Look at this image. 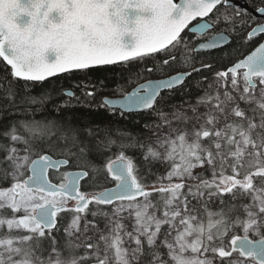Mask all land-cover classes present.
Wrapping results in <instances>:
<instances>
[{
  "label": "snow or ice",
  "instance_id": "snow-or-ice-1",
  "mask_svg": "<svg viewBox=\"0 0 264 264\" xmlns=\"http://www.w3.org/2000/svg\"><path fill=\"white\" fill-rule=\"evenodd\" d=\"M218 6L230 0H0V61L11 77L0 81V264H264V43L201 77L195 102L170 113L157 108L161 91L187 88L213 64L189 55L190 71L95 105L118 106L122 117L156 112L159 122L144 125L151 137L113 138L110 127L78 120L72 100L94 107L92 91L85 102L63 90L56 115L29 107L38 103L31 85L59 74L171 68L174 50L188 48L185 29L216 30L189 50L197 54L225 47L223 30L245 44L264 34V24L244 31L243 12L216 15ZM255 10L264 16V6ZM82 181L98 190L82 191Z\"/></svg>",
  "mask_w": 264,
  "mask_h": 264
},
{
  "label": "trees",
  "instance_id": "trees-1",
  "mask_svg": "<svg viewBox=\"0 0 264 264\" xmlns=\"http://www.w3.org/2000/svg\"><path fill=\"white\" fill-rule=\"evenodd\" d=\"M253 7L264 6L261 5V0H247ZM219 12L216 15L221 13H226L229 15H234L235 12H243L244 20L247 21V25L244 29L245 32L250 31L251 28L260 23V20L254 19L249 13L243 11L236 7H225L219 6ZM213 29L210 33L205 36H198L195 34L189 33L186 30L182 37L189 41L188 48L186 49L183 45L177 47L174 50V54L177 56V59L172 62V67H165L162 70L154 71L148 73L144 71L143 67H140L139 64L134 65V67L140 68L142 73L141 77L137 78L135 74H130L121 64L112 65V66H101L92 70H89L87 74L82 72H75L71 75L61 74L55 77H52L45 82L35 83L31 85V90L28 95L34 96L37 98L38 103L36 105H30V108H40L41 103L43 104V109L46 110L47 115L52 116L56 115L51 111L53 105L60 104L65 101L67 98L61 94L63 90L71 89L73 90L81 101H88V98L84 96L85 91H92L94 93L95 99L91 101L94 107H88L86 104L77 103L75 99L72 100L71 111L75 114L78 120L88 123L91 121L93 124H99L101 127H110L113 131V138H116V132H122L125 135L139 138L151 137L150 131L148 128H145V124L149 126L159 122V117L156 112L142 111L134 113H125L122 117L112 108H96L95 105H98L100 101L103 100L105 96H124L135 88L140 83H143L148 80L158 79L167 77L181 71H190L191 64H186L185 57L191 55L195 57L197 61L203 59V62L206 64H213L211 70L205 69L200 73H193L191 77L185 82V87H178L172 90H167L160 95V98L157 100V108L162 109L164 112H169L174 109L175 106H181L185 101L195 102V98L200 95V92L195 84L201 77H208L211 79L215 71L223 69L226 65L230 66L231 62H234L237 59H241L249 54L262 40L263 36L254 37L252 41L248 43H243L240 37L232 33L229 30H223L231 37L230 43L221 49L211 50V51H200L197 53H190L189 50L194 47L197 43L207 39L211 34L215 33ZM225 54H230L226 55ZM160 54H156L159 57ZM221 56H225L224 60H221ZM158 62V61H157ZM148 67L152 66L153 61L147 60L145 62ZM196 67H200V64L197 63ZM10 69H5V66L2 61H0V81H3L5 84L7 80H10L11 77L8 75ZM7 78V79H5ZM102 82V83H101ZM15 87L21 95H24L23 92V81H15ZM80 85V87H77ZM84 85H88L87 88ZM95 85V87H92ZM206 87V83L204 85ZM115 113V114H113ZM42 113L37 114V119L40 118ZM2 126V125H0ZM115 148L112 149L114 153ZM110 153H105V156ZM130 156L135 157L138 165L142 164L140 160V155L138 152L129 151L127 153ZM55 158H59L54 156ZM95 159V157H93ZM99 164H102L103 159L96 161ZM69 169H74V167H68L60 170V172L67 171ZM159 169L160 172L164 171V167L160 164L154 165V170ZM59 172L51 171L50 178L52 181L59 183L57 179ZM104 186H112L111 184H106ZM82 191L91 193L94 190L89 187V184L82 181ZM91 207V205H90ZM62 216L67 217V214H62ZM66 220H58V236L63 235V227L65 226Z\"/></svg>",
  "mask_w": 264,
  "mask_h": 264
},
{
  "label": "water",
  "instance_id": "water-1",
  "mask_svg": "<svg viewBox=\"0 0 264 264\" xmlns=\"http://www.w3.org/2000/svg\"><path fill=\"white\" fill-rule=\"evenodd\" d=\"M219 7V6H218ZM228 7H236V8H239V9H241V10H243V11H246L247 13H249L253 18H255V19H257V20H261V22L259 23V24H264V16H262L260 13H258V12H256V8L255 7H253L247 0H230V6H228ZM193 23H195V22H193ZM259 24H257V25H259ZM256 25V26H257ZM255 26V27H256ZM186 30H188V29H185V31ZM184 31V32H185ZM183 32V33H184ZM210 31H208L207 33H209ZM182 33V34H183ZM207 33H205L204 35H206ZM226 36H227V43H226V45L228 44V43H230V41H231V37L227 34V33H225V32H223ZM181 34V35H182ZM196 35H199V36H204V35H200V34H196ZM260 36H264V34H260ZM211 37V36H210ZM209 37V38H210ZM208 38V39H209ZM208 39H206V40H204V41H201V42H207V40ZM131 40V38L130 37H126L125 38V42L127 43V42H129ZM201 42H199V43H201ZM261 43H264V39L262 40V42ZM256 47H258V46H256ZM255 47V48H256ZM255 48L252 50V51H254L255 50ZM200 51H207V50H199V52ZM251 51V52H252ZM250 52V53H251ZM249 53V54H250ZM249 54H247V55H249ZM54 55V54H53ZM246 55V56H247ZM176 74V73H175ZM59 75H61V74H59ZM172 75H174V74H172ZM52 78V77H51ZM167 77H163V78H158V79H166ZM48 79H50V78H48ZM152 80H156V79H152ZM149 81V80H148ZM148 81H145V82H143V83H140L139 85H137L135 88H133L130 92H128L126 95H129V94H131V92L134 90V89H139V87H140V85H142V84H145V83H147ZM178 88V87H177ZM165 91H167V89H165V90H162L161 91V94L163 93V92H165ZM160 94V95H161ZM126 95H124V96H126ZM124 96H105L104 98H108V99H112V100H119V99H122ZM103 98V99H104ZM109 108H112V109H117L118 108V106H111V107H109ZM134 112H142V110H133V111H131V112H128L127 110H125V113H134ZM55 158V157H54ZM63 168H65V167H61V169H63ZM60 169V170H61ZM69 170H75V169H69ZM50 171H56V170H50ZM53 183H56V182H54L53 181Z\"/></svg>",
  "mask_w": 264,
  "mask_h": 264
},
{
  "label": "rangeland",
  "instance_id": "rangeland-1",
  "mask_svg": "<svg viewBox=\"0 0 264 264\" xmlns=\"http://www.w3.org/2000/svg\"><path fill=\"white\" fill-rule=\"evenodd\" d=\"M182 106V105H181ZM171 111H169V112H167V113H170ZM153 126V124H151L150 126H149V128H151ZM150 134H151V136H152V133H151V131H150ZM72 202H70V204H71ZM92 207V206H91Z\"/></svg>",
  "mask_w": 264,
  "mask_h": 264
}]
</instances>
